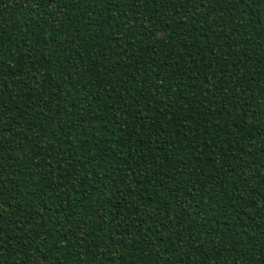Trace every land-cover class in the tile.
Returning <instances> with one entry per match:
<instances>
[{"label":"trees","instance_id":"obj_1","mask_svg":"<svg viewBox=\"0 0 264 264\" xmlns=\"http://www.w3.org/2000/svg\"><path fill=\"white\" fill-rule=\"evenodd\" d=\"M0 264H264V0H0Z\"/></svg>","mask_w":264,"mask_h":264}]
</instances>
